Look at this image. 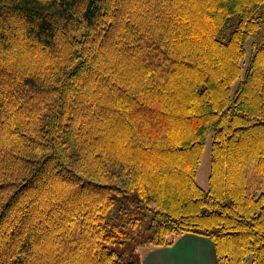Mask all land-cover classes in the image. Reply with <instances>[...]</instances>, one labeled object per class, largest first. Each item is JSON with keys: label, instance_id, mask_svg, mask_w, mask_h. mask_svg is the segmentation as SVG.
Masks as SVG:
<instances>
[{"label": "trees", "instance_id": "16d2710c", "mask_svg": "<svg viewBox=\"0 0 264 264\" xmlns=\"http://www.w3.org/2000/svg\"><path fill=\"white\" fill-rule=\"evenodd\" d=\"M4 12L37 50L14 52L0 30V264H143L114 249L128 235L110 211L125 195L135 219L152 213L154 246L194 233L219 264H264V43L233 90L264 0H0ZM135 107L162 128L128 120Z\"/></svg>", "mask_w": 264, "mask_h": 264}, {"label": "rangeland", "instance_id": "374dc122", "mask_svg": "<svg viewBox=\"0 0 264 264\" xmlns=\"http://www.w3.org/2000/svg\"><path fill=\"white\" fill-rule=\"evenodd\" d=\"M263 20H264V18H263ZM235 21H237V19ZM24 24L25 23L23 22V19H21L18 16L14 17L13 15H10V13H8V12H4L2 14L1 19H0V30L6 31L8 33L12 32L10 42L12 41V44L15 47L13 51L14 52L18 51L17 53H20L21 48L31 49L32 51L37 50V48L34 45L23 40V38H24L23 30L25 28ZM234 27H235L234 23L229 25L224 31L219 33V37L221 39H224V40L229 39L230 33L234 29ZM59 39H60V35L57 36V40H59ZM262 43H264V23H263L262 28L258 32H255L252 35H250L245 42L246 54L242 60V74L237 79V81L233 84V90L236 89L239 81L242 78H244L246 71L248 69V66H249L250 59L253 56L254 48L257 45L262 44ZM203 47H205V46L203 45L202 48ZM200 49H201V47H200ZM57 50H58V48L56 49V51ZM216 54H211L210 56L215 58ZM210 60H211V58H209V61ZM219 61H221V58ZM210 63H212V62H209L208 64H210ZM216 64L219 65V67H220L219 69L222 68L221 64H219V63H216ZM163 66L165 67V65H163ZM164 69H166L167 71H170L169 74L174 80V76H176L175 70H177V69H175L171 65L166 66V68H164ZM4 77H5V75H2V84L3 85L5 83ZM9 79L7 80V82H10ZM131 109L129 112V116L127 117L128 120H133V121L137 122L139 125L140 124H142V125L145 124V126L149 125V126H151V128H153L155 130H156V128L157 129L162 128L163 119L161 117L155 116L151 113H144L141 111V109L139 110L137 107L131 108ZM197 122L198 121H194V119H190V123L193 126L196 125ZM171 127L175 128L176 124H172ZM211 144H212L211 137H209L206 140V143H205L202 155H201V160L199 162L197 173H196V180H197L198 184L201 187H203L204 189H208V187H209V175H210V170H211V157H212V155H211ZM115 152H116V155L117 154L122 155L123 156L122 158H124V160H126V161H129L130 163L133 161L137 162V159H138V160H141V162H144L147 165V168L154 165L153 159H151L149 153H144V152H141L140 150H138V151H132V152L130 151V153L127 154V152L122 151L121 149L117 150V148L115 151H113V155L115 154ZM181 159H183V158H181ZM241 162H243L242 163V165H243L244 159ZM155 165L158 166L159 163H156ZM168 170H169V168H167L164 171V173H168ZM177 178H178V180L175 179L174 183L178 188V187L182 186L184 181L182 180L181 174H178ZM165 184H167V185L165 186V189L163 188L164 190H166V188H168V186L171 184V182H169V181L167 182V177H166ZM166 191H168V189ZM77 199L80 200V197L78 196ZM136 200H137V197H135L134 195H125V196H123V203L119 200L118 202L115 203L113 210L110 211V215H113V217H116L117 220L121 221L120 224L118 225V228H119L118 231L128 235V237L126 236L127 238H123L121 235L118 234L119 236H121V238H119L118 239L119 242L114 245V249L117 250V252L126 261L127 260L137 261L140 257L143 260V258L147 255V253L149 251H151L152 248L168 247V246H154V245H152L151 242L148 241V238L152 236V232L148 229L150 221H151V219H149V218L152 216V213L148 209L142 208L140 214L138 215V218L135 219V209H136V203L135 202H136ZM134 220H135V222H137L135 225H133ZM185 234H187V233H185ZM183 235H181V236H183ZM181 236H179L177 238L176 242L179 240V238ZM82 246H83L82 239L79 236H77L76 238H74V242L67 245L65 250H66V252L67 251L68 252L77 251ZM170 246H172V245H170ZM85 253L88 255L86 249H85Z\"/></svg>", "mask_w": 264, "mask_h": 264}, {"label": "crops", "instance_id": "0c3cea01", "mask_svg": "<svg viewBox=\"0 0 264 264\" xmlns=\"http://www.w3.org/2000/svg\"><path fill=\"white\" fill-rule=\"evenodd\" d=\"M142 261L143 264H219L213 242L193 233L184 234L172 246L152 248Z\"/></svg>", "mask_w": 264, "mask_h": 264}]
</instances>
